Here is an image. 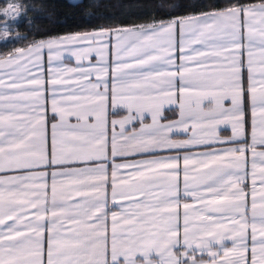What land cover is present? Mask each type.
<instances>
[{"label": "snow or ice", "instance_id": "snow-or-ice-1", "mask_svg": "<svg viewBox=\"0 0 264 264\" xmlns=\"http://www.w3.org/2000/svg\"><path fill=\"white\" fill-rule=\"evenodd\" d=\"M190 7L0 51V264H264V0Z\"/></svg>", "mask_w": 264, "mask_h": 264}, {"label": "trees", "instance_id": "trees-1", "mask_svg": "<svg viewBox=\"0 0 264 264\" xmlns=\"http://www.w3.org/2000/svg\"><path fill=\"white\" fill-rule=\"evenodd\" d=\"M11 0H0L3 9ZM25 5H35L26 15L34 21L35 27L23 20H10L9 29L13 36L0 39V51L13 47H23L33 39L47 38L70 32L87 31L100 25L111 27L147 23L162 18L166 12L173 16L191 14V5H200V10L208 11L212 5H222L223 0H14ZM164 9L161 10L160 6ZM172 5L184 7L172 8ZM87 14H93L88 15ZM91 19L92 23H87ZM5 17L0 15V31L3 30ZM37 31L40 33L37 35ZM20 32L21 36L15 33ZM29 32L30 36L23 34Z\"/></svg>", "mask_w": 264, "mask_h": 264}, {"label": "crops", "instance_id": "crops-1", "mask_svg": "<svg viewBox=\"0 0 264 264\" xmlns=\"http://www.w3.org/2000/svg\"><path fill=\"white\" fill-rule=\"evenodd\" d=\"M128 26H131V25H128ZM89 31V30H87ZM80 32V31H79ZM71 33H75V32H70V33H66V34H71ZM63 35V34H62ZM54 37V36H53ZM48 38V37H47ZM112 40V44L114 45L115 44V37H112L111 38ZM45 61H46V53H45ZM69 66H75V60L72 59V58H69ZM47 67V65H46ZM167 114V113H166ZM225 134H230V133H226L225 131H222V135H225ZM249 184H250V181H249Z\"/></svg>", "mask_w": 264, "mask_h": 264}, {"label": "rangeland", "instance_id": "rangeland-1", "mask_svg": "<svg viewBox=\"0 0 264 264\" xmlns=\"http://www.w3.org/2000/svg\"><path fill=\"white\" fill-rule=\"evenodd\" d=\"M9 3H18V2L17 1H14V0H11Z\"/></svg>", "mask_w": 264, "mask_h": 264}]
</instances>
